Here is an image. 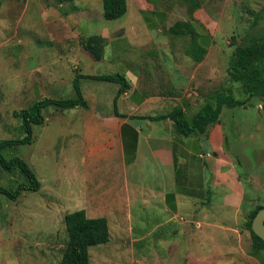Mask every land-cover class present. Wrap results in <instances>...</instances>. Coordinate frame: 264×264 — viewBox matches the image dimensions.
I'll return each mask as SVG.
<instances>
[{"label":"rangeland","instance_id":"rangeland-1","mask_svg":"<svg viewBox=\"0 0 264 264\" xmlns=\"http://www.w3.org/2000/svg\"><path fill=\"white\" fill-rule=\"evenodd\" d=\"M1 1L0 140L18 139L26 133L14 111L44 98L76 97L70 82L89 60L80 52L85 48V37L65 31L67 25L73 29V22L46 16L44 8H50L49 0ZM63 1L70 2L60 8L54 1L52 9L69 18L64 11L73 2ZM210 1L204 7L218 24L216 46L229 50L225 55L228 63L211 78L207 102L215 103L218 93L228 88L236 98L246 101L236 107L224 106L221 115L224 147L245 186L243 206L227 215L213 214L214 222L219 223L204 228L194 222L183 226L173 215L168 225L161 226L159 222L168 216L151 213L139 204L133 209V220L122 225L125 231L120 239L116 238L119 228L113 221L109 242L90 248L91 264H255L249 254L252 235L246 223L258 205L264 206V97H249L242 83L230 78L228 69L235 48L252 43L264 33V0ZM84 2L77 0L79 6ZM70 17L77 19V11ZM77 58L80 62L75 61ZM51 77L59 85L56 93L49 86ZM105 83L83 79L81 87L89 97V108L49 105L43 109L45 122L34 125L32 143L3 150L7 159H25L41 188L24 192L17 200L0 195V264H62L69 241L65 215L85 209V201L97 199L102 209L114 203L113 180L102 178L105 152L97 151L103 132L96 111L110 107L108 101H96L99 92L107 95ZM196 112L187 118L191 120ZM24 180L20 171L10 173L0 166L1 186L13 190ZM95 191L104 197L98 198ZM220 201L218 197L215 204L221 205Z\"/></svg>","mask_w":264,"mask_h":264},{"label":"crops","instance_id":"crops-1","mask_svg":"<svg viewBox=\"0 0 264 264\" xmlns=\"http://www.w3.org/2000/svg\"><path fill=\"white\" fill-rule=\"evenodd\" d=\"M49 1L50 8H44L47 17L73 22V29L69 25L65 28L68 35L85 39L100 35L105 40L101 60L82 46L84 50L80 52L89 62L81 66L79 75L120 74L127 82L119 93V83L104 81L109 89L107 95L97 94V102L110 104L107 110L96 111L103 132L97 151L105 152L102 178H112L116 193L114 203L107 209H102L97 199L85 201L87 215L106 217L110 238L114 221L119 228L116 238L120 239L125 231L122 225L133 220V209L139 204L147 206L151 213L166 214L168 219L161 220V226L168 225L173 215L183 226L194 222L210 228L219 223L214 222L213 214L223 216L241 209L245 186L224 147L221 117L206 133L187 136L176 131L171 119L149 118L175 107L182 108L188 116L207 103L211 78L228 63L225 55L229 50L216 46L218 24L204 7L211 1L127 0L126 13L107 21L103 0H85L81 6L71 0L72 7L64 11L69 18L52 8L54 1L60 8L70 1ZM72 11L78 13L75 20H71ZM182 23L191 24L200 45L193 44L191 33L184 31ZM202 46L205 53L201 59ZM75 61L80 62L78 58ZM51 78L49 86L56 93L59 85ZM83 79L93 80L81 77L80 84ZM82 92L88 103L85 107L89 108L86 90ZM115 100L119 113L125 116L116 114ZM95 194L104 197L98 191ZM218 197L221 205L215 204ZM249 254L255 264H264V252L251 249Z\"/></svg>","mask_w":264,"mask_h":264},{"label":"trees","instance_id":"trees-1","mask_svg":"<svg viewBox=\"0 0 264 264\" xmlns=\"http://www.w3.org/2000/svg\"><path fill=\"white\" fill-rule=\"evenodd\" d=\"M105 17L114 20L122 17L127 11V0H103ZM2 1L0 0V8ZM185 32L191 33L193 44L200 45L197 40V33L191 24L182 23ZM178 26V25H177ZM105 40L100 35H92L84 41V47L96 60H101L104 54ZM205 48L202 46V57ZM230 78L235 82H241L249 97H264V33L259 39L244 46H237L228 69ZM86 77L93 80L116 82L121 85L119 93L123 92L127 82L123 75H79L73 81L76 97L72 98H44L34 102L29 108L15 110L14 114L22 119L25 129V136L18 139L0 140V166L7 172L20 171L25 180L20 182L13 190L0 185V195H5L12 200H17L24 192H36L41 188V182L29 163L20 156L7 159L3 150L5 148L20 144L32 143L33 128L35 124H43L46 120L43 109L49 105L58 108H73L76 106H88L83 95L80 78ZM246 101L238 99L233 91L228 88L223 93H218L216 102H207L189 120L180 107L173 108L170 112L159 116H150V119H171L174 122L176 131L181 135L193 133L204 134L208 128L220 121L224 106L236 107L245 104ZM115 100V112L120 114ZM263 207L258 205L251 213L246 223L252 235V250L264 252V240L261 239L252 229V222L257 212ZM64 221L69 236L67 247L62 257V264H91L90 248L98 244H105L110 240V226L106 217H89L85 209L69 212L65 215Z\"/></svg>","mask_w":264,"mask_h":264},{"label":"water","instance_id":"water-1","mask_svg":"<svg viewBox=\"0 0 264 264\" xmlns=\"http://www.w3.org/2000/svg\"><path fill=\"white\" fill-rule=\"evenodd\" d=\"M253 231L264 240V206L257 212L252 222Z\"/></svg>","mask_w":264,"mask_h":264}]
</instances>
